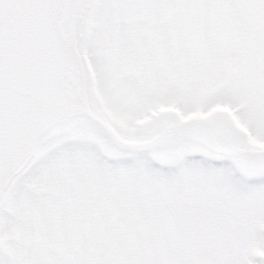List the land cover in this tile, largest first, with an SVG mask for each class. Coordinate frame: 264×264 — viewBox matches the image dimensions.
<instances>
[{
  "label": "rangeland",
  "instance_id": "374dc122",
  "mask_svg": "<svg viewBox=\"0 0 264 264\" xmlns=\"http://www.w3.org/2000/svg\"><path fill=\"white\" fill-rule=\"evenodd\" d=\"M173 1H80L75 40L91 108L129 139L147 138L169 123L219 120L223 111L243 128L245 139L251 141L254 129L255 141H263L264 60L258 68L255 59L264 57V46L251 48L243 58L242 64L256 70L252 76L227 75L226 60L239 54L233 51L219 54L215 70L210 61L191 76L185 64L175 66L172 60L171 37L178 31L171 21ZM179 28L186 31L183 23ZM194 142L168 135L136 150L115 144L96 125L53 136L14 178L0 204V264H76L75 245L80 239L92 241L100 223L96 210L107 215L105 224L118 226L124 221V202L129 195L139 196L141 188L146 195L136 209L150 204L157 211L164 202L180 211L182 227H198V221L215 227L221 216H240V224L217 233L222 238L231 228L241 235L225 256L232 264H264V171L256 170L251 180L249 168L233 169L230 158L223 162L211 153H191ZM224 186L235 194L226 195ZM178 194L198 198L201 207L197 204L193 213L187 205L178 206ZM235 206L243 211H227ZM61 224L81 227V234L61 235L56 231ZM64 253H71L70 261Z\"/></svg>",
  "mask_w": 264,
  "mask_h": 264
},
{
  "label": "water",
  "instance_id": "95a60500",
  "mask_svg": "<svg viewBox=\"0 0 264 264\" xmlns=\"http://www.w3.org/2000/svg\"><path fill=\"white\" fill-rule=\"evenodd\" d=\"M80 1L0 0V204L47 140L82 125L100 126L115 144L136 150L181 135L197 140L192 153L264 152L229 140L218 119L165 124L143 139L119 135L88 100L75 40Z\"/></svg>",
  "mask_w": 264,
  "mask_h": 264
},
{
  "label": "trees",
  "instance_id": "16d2710c",
  "mask_svg": "<svg viewBox=\"0 0 264 264\" xmlns=\"http://www.w3.org/2000/svg\"><path fill=\"white\" fill-rule=\"evenodd\" d=\"M173 3L174 15L171 21L175 22L178 30L171 37L173 50L175 49V54L172 55L175 66L185 64L184 69L193 76L204 70L210 61L215 64V70L219 66V54L233 51L239 54H233L226 60L228 76L239 73L252 76V72H256L253 67H247L242 62L246 53L250 54L251 48L260 50V46H264V0H174ZM181 23L186 31L180 30ZM241 44L245 45V48L238 49ZM178 50L184 51L186 56L179 55ZM255 60L260 63L258 68H261L264 57L257 55ZM144 195L146 188H141L139 196L129 195V200L124 202L125 208L122 210L124 221L118 226L105 224L107 215H100L102 211L97 209V219H101L100 223L95 227L92 241L80 239V245H75V263L232 264L230 258L225 256L228 254L225 249L230 245L235 248L240 243L241 235L234 234L235 229L229 231L233 228L232 224H240V216L230 219H226L228 215L221 216L219 221H214L215 227L202 225L201 221H198V227L189 224L182 227L179 224L182 220L180 211L164 207V202L158 203L157 211H154L150 204V208L136 209V206L144 202ZM176 196L179 200L178 206L187 205L193 213L197 211L198 206L201 207V202L196 197L191 198L183 194ZM148 201L149 199L146 202ZM212 206L214 205H210V208ZM235 208H228L227 211H243L236 206ZM62 226L63 224L56 229L61 235L72 233L73 237H77L81 234V227L70 225L68 228L64 225L63 229H60ZM224 227L231 228H227V234L221 238L220 234L225 233ZM86 253L91 255L87 256ZM68 254L70 261L71 253H64Z\"/></svg>",
  "mask_w": 264,
  "mask_h": 264
},
{
  "label": "flooded vegetation",
  "instance_id": "af4514ba",
  "mask_svg": "<svg viewBox=\"0 0 264 264\" xmlns=\"http://www.w3.org/2000/svg\"><path fill=\"white\" fill-rule=\"evenodd\" d=\"M218 118H219L220 123L224 125V131L228 135H230L234 140L240 141L245 147H248V148H264V140L255 141L256 135H255L254 129L251 130V132L249 133L251 141H248L242 136L244 134L243 128L236 125L227 113L223 111L219 112ZM252 136H253V139H252ZM213 151L214 150L212 148L210 151H203V152L213 154ZM213 155L221 156V159L223 162L226 159L228 160V158L232 159L233 162L236 164L235 165L234 163H231L233 169L236 166H239L241 168L248 167L251 172L249 173V179L251 180L255 178L256 170L264 171V152L263 151H258V152H249V151H244V150L225 151L222 149H217L216 153ZM222 189L228 190L226 191V195L235 194L233 193L232 189H230L228 186L227 187L224 186V188Z\"/></svg>",
  "mask_w": 264,
  "mask_h": 264
},
{
  "label": "bare ground",
  "instance_id": "6f19581e",
  "mask_svg": "<svg viewBox=\"0 0 264 264\" xmlns=\"http://www.w3.org/2000/svg\"><path fill=\"white\" fill-rule=\"evenodd\" d=\"M229 133V132H228ZM228 135V134H227ZM229 140H234L230 135H228Z\"/></svg>",
  "mask_w": 264,
  "mask_h": 264
}]
</instances>
